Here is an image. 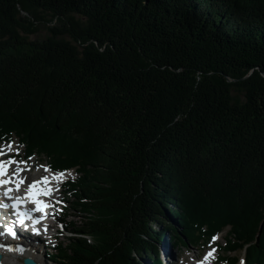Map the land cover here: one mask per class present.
I'll list each match as a JSON object with an SVG mask.
<instances>
[{
	"label": "trees",
	"instance_id": "16d2710c",
	"mask_svg": "<svg viewBox=\"0 0 264 264\" xmlns=\"http://www.w3.org/2000/svg\"><path fill=\"white\" fill-rule=\"evenodd\" d=\"M15 140L77 174L60 264H162L167 235L226 230L220 262L264 264V0H0Z\"/></svg>",
	"mask_w": 264,
	"mask_h": 264
},
{
	"label": "rangeland",
	"instance_id": "374dc122",
	"mask_svg": "<svg viewBox=\"0 0 264 264\" xmlns=\"http://www.w3.org/2000/svg\"><path fill=\"white\" fill-rule=\"evenodd\" d=\"M8 145H11V151H8ZM0 149H3L5 152V154L0 156H6V160L9 161L8 156L18 158V161L15 160L16 163H14L15 167L13 168L14 170L12 172H23V176L27 179V183H29L31 180L40 179L42 177L48 176L46 174L49 173V169L47 167L49 163L46 160H42L37 156L33 157L28 161L25 160L23 146L18 142V140H15L13 143L10 144L0 145ZM67 173L66 177L61 180V182L63 183L58 184L56 187V190L58 191V207L54 211L56 217L52 220V223L54 224L53 229L50 230L48 235L44 234L45 243H41L36 239L28 241L34 243L38 247V249L36 250L37 254L42 255L47 264H60L58 261L51 259L47 255L53 250H57L58 246L61 243H65V245L68 244L70 237H79L77 233H71L69 231V229L71 228L70 224L74 223L77 226H81L83 221L85 220L83 212H81L79 209H72L67 203V201H64L65 198L66 200L69 199L70 202L75 201L74 197H69L67 195V189L64 186L66 181L75 179L77 175L74 171H70ZM102 214H104V211H101V215L95 214V217L100 218ZM153 228L156 230L155 225H153ZM226 236L227 230L222 233H219V235L216 236V240L214 238L208 244H203L195 248H185L179 245H174L173 242H171L169 236L167 235L166 239L161 241L160 244L163 247L162 250L165 252L166 255H168L171 261L163 262L162 264H196V261L202 260L203 257H208L207 264H217L216 260L217 256H219L220 250H218L211 258H209V255L206 254L208 252L213 253L215 246H224L226 243ZM39 238H41V236ZM93 238L94 237H90V240L92 241V243H95L96 239ZM26 243L20 244L24 245ZM25 250H30V247L26 246ZM45 252H47V255ZM242 254L240 255L238 264L245 263L243 257L244 255ZM26 259H32V257L30 255L22 256L23 261H25ZM143 263L150 264L149 260H146L145 258L143 259Z\"/></svg>",
	"mask_w": 264,
	"mask_h": 264
},
{
	"label": "bare ground",
	"instance_id": "6f19581e",
	"mask_svg": "<svg viewBox=\"0 0 264 264\" xmlns=\"http://www.w3.org/2000/svg\"><path fill=\"white\" fill-rule=\"evenodd\" d=\"M8 157H10V156H8ZM19 169H22V168H19ZM57 171H59L60 173H57L55 175V177L59 176L61 174V172L63 174V177L60 180H62L66 177L67 170H57ZM22 179L23 178H21L20 180H22ZM55 180H57V179H55ZM15 186H16V190H17V184ZM19 187H20V185H19ZM67 195L70 197L69 194H67ZM16 200H17V197H16ZM65 201H67L66 198H65ZM1 205H2V203H1ZM11 224L13 226L12 231L15 233L14 236L5 230L4 225H10L11 226ZM29 230L19 228L18 225H16L12 221L10 222V220L8 219V216L6 215L4 207H0V234H1L0 235V246L2 245L1 244L2 240H3L2 238L8 237L5 256H4L1 264H13V263L21 264L20 261L16 259V257L18 255H21V257L26 256V255H30L32 257V260H34L36 263L47 264L45 262V259L42 257V255L37 254L36 250L38 249V247L32 242H28V241H32V240L39 238L42 233L39 230L34 231V229L32 227H30ZM3 232H5V234L7 236ZM30 238H32V239H30ZM26 242H28V243H26ZM20 243H26V244L23 245ZM26 246L30 247V250H25ZM9 249H11V250H9Z\"/></svg>",
	"mask_w": 264,
	"mask_h": 264
},
{
	"label": "snow or ice",
	"instance_id": "6c2138e0",
	"mask_svg": "<svg viewBox=\"0 0 264 264\" xmlns=\"http://www.w3.org/2000/svg\"><path fill=\"white\" fill-rule=\"evenodd\" d=\"M11 145H8V151H11ZM5 154L3 149H0V155ZM16 163L15 160H10V161H4V162H0V177L2 176H6L7 175V169L10 166V164H14ZM63 177V174L61 173L59 176H56L55 179L60 180ZM10 180H0V185L3 184H7L9 183ZM23 180H20L17 182V188H19V184L23 183ZM50 183L49 178L48 177H43L41 180L38 181H34L33 183H31L28 187V196L29 198L32 200V202L34 204L37 205L36 211H41L43 212L45 209H47L48 207H50L51 205L44 203L42 200L38 199L39 196L41 195H47L50 196L52 194V189L47 187V185ZM9 192L11 191V189L8 190ZM8 193L6 192L5 195H7ZM19 201H17V205H12L14 206H18ZM0 207H10V205H0ZM21 215L23 216H27V213H21ZM23 221H21L22 223ZM37 223H39V221H36ZM8 232L11 233L13 236L15 235V233L12 231L11 228L8 229ZM11 250V249H9ZM209 256L212 255V253L208 254ZM207 259V258H206Z\"/></svg>",
	"mask_w": 264,
	"mask_h": 264
},
{
	"label": "water",
	"instance_id": "95a60500",
	"mask_svg": "<svg viewBox=\"0 0 264 264\" xmlns=\"http://www.w3.org/2000/svg\"><path fill=\"white\" fill-rule=\"evenodd\" d=\"M1 261H2V256L0 255V263ZM25 264H37V263L32 259H26Z\"/></svg>",
	"mask_w": 264,
	"mask_h": 264
}]
</instances>
